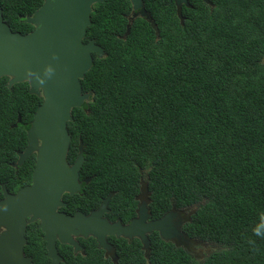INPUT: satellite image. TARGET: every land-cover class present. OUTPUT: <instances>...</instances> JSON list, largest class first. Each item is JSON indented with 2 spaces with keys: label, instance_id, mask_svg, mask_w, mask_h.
Returning a JSON list of instances; mask_svg holds the SVG:
<instances>
[{
  "label": "trees",
  "instance_id": "16d2710c",
  "mask_svg": "<svg viewBox=\"0 0 264 264\" xmlns=\"http://www.w3.org/2000/svg\"><path fill=\"white\" fill-rule=\"evenodd\" d=\"M142 1L157 34L144 17H132L129 0L92 6L83 41L93 39L104 53L93 54L81 80L91 94L67 123V160L81 140L80 180L91 179L66 194V210L85 212L112 192L110 218L127 217L145 185L151 218L173 207L193 211L182 230L199 253L153 232L148 257L138 239L110 236L115 261L88 238L84 253L59 244L60 264H264V0H188L181 17L174 2ZM0 4L13 31L26 32L32 26L18 15L42 0ZM7 81L0 78V197L2 184L14 191L30 183L34 156L18 169L10 164L42 102L27 82L9 88ZM18 115L22 122L12 127ZM34 229L28 226L24 253L32 264H50Z\"/></svg>",
  "mask_w": 264,
  "mask_h": 264
},
{
  "label": "water",
  "instance_id": "95a60500",
  "mask_svg": "<svg viewBox=\"0 0 264 264\" xmlns=\"http://www.w3.org/2000/svg\"><path fill=\"white\" fill-rule=\"evenodd\" d=\"M103 1L43 0L33 15L25 18L26 23L34 28L27 34L12 31L3 23L0 10V78H8L9 88L13 84L27 82L28 93L42 98L26 131V147L17 154L16 165L35 154L31 183L15 193H9L5 185L1 186L0 264H32V257L25 255L24 246L27 243V225L34 222H38L37 228L43 233L50 264L62 261L57 242L71 246L74 254L84 251L75 241L76 237H92L97 248L113 261L116 252L108 241L110 236L128 241L138 239L146 257L150 252L149 235L153 232H157L165 242L199 253L194 248L198 242L182 230L193 211L173 207L160 217L149 220L150 200L145 185H141L135 197L138 202L136 215L126 225L119 219L112 222L103 216L109 211L107 205L112 192L89 214L77 212L67 215L57 211L66 205L62 201L64 194L72 196L81 188L79 171L85 161L83 144L80 140L77 156L69 163L71 135L67 123L72 120V109L81 107L91 94L83 93L81 80L92 67L93 54L101 57L104 53L93 39L83 41L91 25L92 6ZM129 1L132 17H144L157 34L155 21L145 10L143 1ZM171 2H174L178 17H181L183 5L190 7L188 0H168L169 4ZM203 2L209 3V0ZM129 28L130 25L125 35ZM49 67L53 72L46 75ZM28 72L32 75H26ZM41 80L44 83L41 84ZM84 181L87 183L89 178Z\"/></svg>",
  "mask_w": 264,
  "mask_h": 264
},
{
  "label": "flooded vegetation",
  "instance_id": "af4514ba",
  "mask_svg": "<svg viewBox=\"0 0 264 264\" xmlns=\"http://www.w3.org/2000/svg\"><path fill=\"white\" fill-rule=\"evenodd\" d=\"M42 2H43V0H42ZM41 6V5H40ZM39 6V7H40ZM38 7V8H39ZM37 8V9H38ZM0 10H1V16H2V20H3V23H5L7 26H9V28L13 31V29H15L14 28V26H12V23H13V20H12V17H11V15H10V13L8 12V10L7 9H5L4 7H2V5L0 4ZM35 11V10H34ZM34 11H33V13H34ZM33 13L32 14H29V15H25V16H22V15H18V22L20 23V25H23V22H25L26 23V21H25V18L27 17V16H32L33 15ZM26 24H28V23H26ZM30 25V24H29ZM34 28H33V26L31 27V30H28V31H26V32H23V31H20V30H16V31H14V32H20L21 34H27V33H29V32H31L32 30H33ZM20 119V121L19 122H17V119ZM32 120V119H31ZM22 122V120H21V117L18 115L17 117H16V123H14V124H17L15 127H17L18 126V124H20ZM31 122V121H30ZM14 124H12V127H13V125ZM29 128V127H28ZM27 128V129H28ZM27 129H26V131H27ZM27 143V142H26ZM26 147V146H25ZM25 149V148H24ZM23 149V150H24ZM22 150V151H23ZM21 151V152H22ZM19 153V152H18ZM17 153V154H18ZM32 156H34V158H35V154H32L31 155V157ZM29 158V157H28ZM27 158V159H28ZM17 159H18V157H17ZM26 159V160H27ZM25 160V161H26ZM24 161V162H25ZM35 161V160H34ZM23 162V163H24ZM16 163H17V160L14 162V163H11L10 164V166L11 167H13V168H15V169H18V167H20L21 165H16ZM16 165V166H15ZM89 178V181L86 183L84 180L85 179H83V180H80L82 183H81V187H82V184L83 183H85V184H88L89 182H90V177H88ZM87 179V178H86ZM30 183H31V180H30ZM29 183V184H30ZM29 184H26V185H29ZM2 185H4V184H2ZM1 185V186H2ZM26 185H24V186H26ZM24 186H22V187H24ZM21 187V188H22ZM7 189V188H6ZM20 189V188H19ZM19 189H16V190H14V191H9V190H7L9 193H15L17 190H19ZM80 190H81V188H80ZM80 190L78 191V192H76V193H80ZM1 193H3L2 192V187H1ZM75 193V194H76ZM74 195V194H73ZM108 195V194H107ZM106 195V196H107ZM65 196H66V194H64L63 196H62V201L64 202V203H66V205L65 206H62V207H60V208H58L57 209V211L58 212H64L65 214H67V215H74L75 213H77V212H82V213H84V214H89L91 211H94V210H96L98 207H99V205H100V203H101V201L106 197H103V198H101V200H100V202H99V204L96 206V207H94V208H90L89 210H87V211H85V212H83V211H75L74 213H72V212H67L68 210H66L67 208H68V203L64 200V198H65ZM137 196V195H136ZM135 196V197H136ZM2 197H3V194H2V196L0 197V199H2ZM113 197V196H112ZM112 197H111V199H112ZM135 197H134V199H135ZM149 198V197H148ZM111 199L109 200V202H108V205H107V208H108V213H104V217H107L110 221H116L117 219H119L120 221H121V223L123 224V225H126V224H128L129 222H130V220L132 219V218H134L135 217V212H136V206H137V204H138V202L136 201V206H135V208H134V210H133V212H132V214L131 215H129V216H127V217H123V215H120V216H118V217H116V218H114V219H111L110 218V212H111V209H110V207H109V205H110V202H111ZM150 204V203H149ZM148 207H149V205H148ZM151 219H154V218H151V216H150V218H149V220H151ZM32 224V223H31ZM31 224H29V225H31ZM34 224H35V231H38V232H40V237H41V239H43L42 237H43V233L41 232V230H39L38 228H37V225H38V222H34ZM29 225H27V229H26V235L25 236H27V233H28V226ZM114 237V236H113ZM88 238H92V237H88ZM88 238H83V237H76L75 238V241H77L82 247H83V245H82V240H84V239H88ZM93 239V238H92ZM134 239V238H133ZM44 241V240H43ZM45 242V241H44ZM59 245V243L57 242L56 243V247H57V250H58V254L62 257V254L60 253V247L58 246ZM68 246V245H67ZM68 247H70L71 248V250H72V252H73V248L71 247V246H68ZM83 250H84V247H83ZM80 252V251H79ZM84 253L85 251H81L80 253ZM74 253V252H73ZM46 254V253H45ZM63 259V258H62Z\"/></svg>",
  "mask_w": 264,
  "mask_h": 264
},
{
  "label": "clouds",
  "instance_id": "9594fccd",
  "mask_svg": "<svg viewBox=\"0 0 264 264\" xmlns=\"http://www.w3.org/2000/svg\"><path fill=\"white\" fill-rule=\"evenodd\" d=\"M52 72H53V69H52L51 67H49V68L46 69V75H49V74H51ZM26 75L31 76L32 73H31V72H28V73H26ZM40 83L42 84V83H44V81L41 80ZM256 234H257V233H256ZM257 235H258V234H257Z\"/></svg>",
  "mask_w": 264,
  "mask_h": 264
},
{
  "label": "rangeland",
  "instance_id": "374dc122",
  "mask_svg": "<svg viewBox=\"0 0 264 264\" xmlns=\"http://www.w3.org/2000/svg\"><path fill=\"white\" fill-rule=\"evenodd\" d=\"M197 250V249H196Z\"/></svg>",
  "mask_w": 264,
  "mask_h": 264
}]
</instances>
